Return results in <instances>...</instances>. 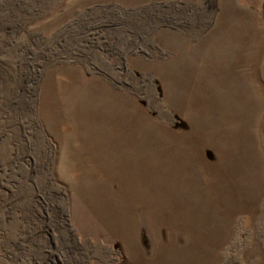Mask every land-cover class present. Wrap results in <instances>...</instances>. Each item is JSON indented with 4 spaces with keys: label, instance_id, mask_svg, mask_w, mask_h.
I'll list each match as a JSON object with an SVG mask.
<instances>
[{
    "label": "rangeland",
    "instance_id": "374dc122",
    "mask_svg": "<svg viewBox=\"0 0 264 264\" xmlns=\"http://www.w3.org/2000/svg\"><path fill=\"white\" fill-rule=\"evenodd\" d=\"M264 264V0H0V264Z\"/></svg>",
    "mask_w": 264,
    "mask_h": 264
},
{
    "label": "crops",
    "instance_id": "0c3cea01",
    "mask_svg": "<svg viewBox=\"0 0 264 264\" xmlns=\"http://www.w3.org/2000/svg\"><path fill=\"white\" fill-rule=\"evenodd\" d=\"M113 264H134V263H133L132 260H130V259H122V260H118V261H116V262L113 263Z\"/></svg>",
    "mask_w": 264,
    "mask_h": 264
}]
</instances>
